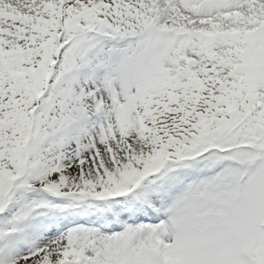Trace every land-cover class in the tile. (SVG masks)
I'll use <instances>...</instances> for the list:
<instances>
[{"label":"snow or ice","instance_id":"obj_1","mask_svg":"<svg viewBox=\"0 0 264 264\" xmlns=\"http://www.w3.org/2000/svg\"><path fill=\"white\" fill-rule=\"evenodd\" d=\"M0 264H264V0H0Z\"/></svg>","mask_w":264,"mask_h":264}]
</instances>
